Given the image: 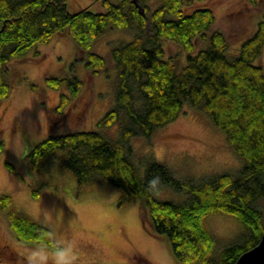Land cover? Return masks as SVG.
Returning a JSON list of instances; mask_svg holds the SVG:
<instances>
[{
    "label": "trees",
    "instance_id": "obj_1",
    "mask_svg": "<svg viewBox=\"0 0 264 264\" xmlns=\"http://www.w3.org/2000/svg\"><path fill=\"white\" fill-rule=\"evenodd\" d=\"M145 1L97 0L101 10L85 7L71 13L67 0H0V104L12 89L6 77L8 63L37 43L63 34L78 48L89 50L110 29L133 32L131 40L110 50L117 69L116 104L98 121L100 129L49 134L27 158L37 172L54 164L60 176L73 175L79 188L106 181L119 190L120 207L139 201L152 231L170 240L180 261L235 264L264 233L258 207L264 197V67L256 63L264 48V17L239 52L231 54L225 33L211 30L212 9L188 13L184 10L187 0H160L155 8ZM164 41L187 55L185 64L177 65L175 55H167ZM201 42L207 45L197 50ZM85 66L98 75L107 70L108 61L90 51ZM47 84L55 89L67 87L58 113L82 88L77 76L48 77ZM187 105L206 114L225 135L244 163L239 176L220 173L195 181L176 177L151 157L144 172L133 162L129 138L151 136L173 122ZM114 125L120 128L118 139L103 130ZM4 149L0 135V157ZM169 188L184 198L157 196ZM0 211L19 241L61 247L49 227L13 206L10 195H0ZM211 214L231 215L245 227L219 255L216 237L205 223Z\"/></svg>",
    "mask_w": 264,
    "mask_h": 264
},
{
    "label": "rangeland",
    "instance_id": "obj_2",
    "mask_svg": "<svg viewBox=\"0 0 264 264\" xmlns=\"http://www.w3.org/2000/svg\"><path fill=\"white\" fill-rule=\"evenodd\" d=\"M256 1L187 0L184 10L212 9L215 22L211 30L224 32L229 52L237 54L264 17V0ZM145 2L155 8L160 0ZM85 7L102 9L97 0H67L71 13ZM132 37L131 31L110 29L89 50H82L69 36L56 34L48 43H37L8 63L6 77L12 89L0 104V135L5 142L0 157V195H10L14 207L49 227L61 247L19 241L0 211V264H23L19 259L27 260L26 264H190L177 259L165 235L152 231L139 201L120 207L119 190L106 181L79 188L73 175L60 176L54 164L37 172L27 158L49 134L100 129L98 121L116 104L117 69L110 50ZM163 45L167 55H175L177 65L186 63L187 55L177 45L168 41ZM206 45L201 42L197 50ZM90 51L107 59L106 71L95 75L86 68ZM256 63L264 67V48ZM68 76L80 78L82 88L58 113L61 95L68 90L65 85L50 87L47 78ZM103 130L114 139L121 137L117 125ZM128 143L131 158L142 172L150 157L165 164L176 177L195 181L220 173L236 177L244 165L208 116L188 105L151 136H131ZM157 196L174 201L184 198L170 188ZM258 207L264 227V197ZM205 223L216 237L218 255L245 231L242 223L227 214H211Z\"/></svg>",
    "mask_w": 264,
    "mask_h": 264
},
{
    "label": "water",
    "instance_id": "obj_3",
    "mask_svg": "<svg viewBox=\"0 0 264 264\" xmlns=\"http://www.w3.org/2000/svg\"><path fill=\"white\" fill-rule=\"evenodd\" d=\"M137 2V0H134ZM235 264H264V233L257 245L245 251Z\"/></svg>",
    "mask_w": 264,
    "mask_h": 264
},
{
    "label": "flooded vegetation",
    "instance_id": "obj_4",
    "mask_svg": "<svg viewBox=\"0 0 264 264\" xmlns=\"http://www.w3.org/2000/svg\"><path fill=\"white\" fill-rule=\"evenodd\" d=\"M18 261L22 262L23 264H26L27 263V260L25 261V260L19 259Z\"/></svg>",
    "mask_w": 264,
    "mask_h": 264
}]
</instances>
